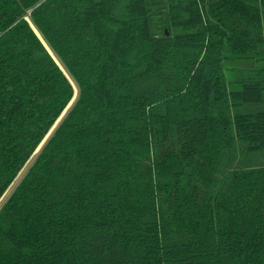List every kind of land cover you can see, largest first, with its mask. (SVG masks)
<instances>
[{
  "label": "trees",
  "instance_id": "obj_1",
  "mask_svg": "<svg viewBox=\"0 0 264 264\" xmlns=\"http://www.w3.org/2000/svg\"><path fill=\"white\" fill-rule=\"evenodd\" d=\"M0 0V264H264V0Z\"/></svg>",
  "mask_w": 264,
  "mask_h": 264
},
{
  "label": "rangeland",
  "instance_id": "obj_2",
  "mask_svg": "<svg viewBox=\"0 0 264 264\" xmlns=\"http://www.w3.org/2000/svg\"><path fill=\"white\" fill-rule=\"evenodd\" d=\"M145 5L148 11V19L151 27H157L160 28V31H163V20L165 21L166 17L164 0H145ZM16 181L17 179L15 178L13 183H11V186L7 188L5 196L6 194H8V192L12 188V185H14ZM5 196L0 199V203L2 202Z\"/></svg>",
  "mask_w": 264,
  "mask_h": 264
},
{
  "label": "crops",
  "instance_id": "obj_3",
  "mask_svg": "<svg viewBox=\"0 0 264 264\" xmlns=\"http://www.w3.org/2000/svg\"><path fill=\"white\" fill-rule=\"evenodd\" d=\"M262 27H263V32H264V7L262 9Z\"/></svg>",
  "mask_w": 264,
  "mask_h": 264
}]
</instances>
